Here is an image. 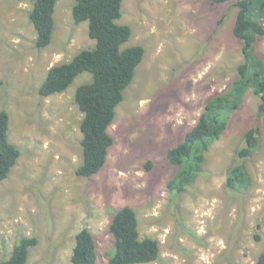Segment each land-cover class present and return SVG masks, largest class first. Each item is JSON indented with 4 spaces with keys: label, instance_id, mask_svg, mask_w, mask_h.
<instances>
[{
    "label": "rangeland",
    "instance_id": "1",
    "mask_svg": "<svg viewBox=\"0 0 264 264\" xmlns=\"http://www.w3.org/2000/svg\"><path fill=\"white\" fill-rule=\"evenodd\" d=\"M237 1L123 2L118 23L132 33L121 50L141 46L144 57L115 110L106 163L87 179L76 175L83 114L75 93L92 76L82 73L65 92L47 98L39 90L52 66L95 47L88 22L75 25V0H58L51 44L39 50L32 3L0 0V112L8 113V139L21 152L0 183V262L21 239L34 237L28 264H72L75 236L86 228L97 264H108L111 218L130 207L140 238L159 243L158 260L148 264H256L264 250V122L252 90L210 145L195 179L182 193L168 188L179 172L168 152L183 142L209 100L230 90L243 63L233 34ZM255 54L264 62V36ZM250 128L258 130L259 146L240 159ZM237 164L249 178L240 190L226 184Z\"/></svg>",
    "mask_w": 264,
    "mask_h": 264
},
{
    "label": "trees",
    "instance_id": "2",
    "mask_svg": "<svg viewBox=\"0 0 264 264\" xmlns=\"http://www.w3.org/2000/svg\"><path fill=\"white\" fill-rule=\"evenodd\" d=\"M30 1V21L36 31L35 47L42 50L51 44L58 0ZM125 0H75L72 18L75 25L88 22V34L95 42L91 50H83L70 62L52 66L39 90L43 98L65 92L82 73H89L92 81L80 86L75 103L83 114L80 123L82 134V164L76 171L81 178H91L104 167L114 139L109 128L115 119V110L123 101V93L131 85L136 68L144 57L141 46L121 50L131 37V28L119 24ZM230 0H212L223 4ZM233 34L241 44L243 63L237 68V78L230 90L209 100L195 126L182 143L168 152L167 160L179 167L169 183L170 191L182 193L201 171L205 153L226 130L233 113L243 104L247 91L252 90L259 99L258 116L264 122V62L255 54V44L264 36V0H238ZM9 115L0 112V183L8 178L21 152L9 142ZM258 130L245 133V147L237 152L240 159L249 157L259 146ZM150 168V164L147 166ZM249 183L248 173L242 164L228 170L227 187L240 190ZM173 193V192H172ZM174 194V193H173ZM114 239L108 264H148L158 260L160 249L157 240L140 238L138 219L130 207L114 213L109 225ZM38 244L37 238L21 239L10 257L0 264H28L29 250ZM96 243L91 232L83 228L75 236L71 253L72 264H97ZM256 264H264V250Z\"/></svg>",
    "mask_w": 264,
    "mask_h": 264
}]
</instances>
